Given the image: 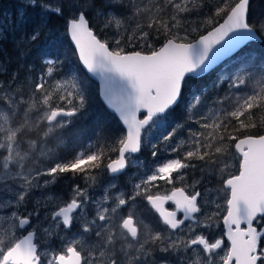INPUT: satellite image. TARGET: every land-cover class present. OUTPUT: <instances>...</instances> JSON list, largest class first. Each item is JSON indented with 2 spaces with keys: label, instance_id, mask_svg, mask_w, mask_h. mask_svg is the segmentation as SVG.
<instances>
[{
  "label": "snow or ice",
  "instance_id": "6c2138e0",
  "mask_svg": "<svg viewBox=\"0 0 264 264\" xmlns=\"http://www.w3.org/2000/svg\"><path fill=\"white\" fill-rule=\"evenodd\" d=\"M251 13V0L211 9L207 0H19L14 13H0V43L38 52L36 65L0 79V211L13 209L0 217L8 225L0 264H264V55L239 60L264 43V14ZM198 27L206 33L194 37ZM64 39L78 64L61 54ZM236 49L238 63L215 85L228 94L186 109L187 127H169L186 91ZM88 74L101 104L94 142L65 155L62 130L93 106ZM55 76L70 78L59 103L48 86ZM144 147L153 164L121 187L143 167ZM162 151L171 158L159 159ZM217 179L223 203L208 187ZM161 182L171 186L163 194ZM141 203L151 219L137 215Z\"/></svg>",
  "mask_w": 264,
  "mask_h": 264
},
{
  "label": "trees",
  "instance_id": "16d2710c",
  "mask_svg": "<svg viewBox=\"0 0 264 264\" xmlns=\"http://www.w3.org/2000/svg\"><path fill=\"white\" fill-rule=\"evenodd\" d=\"M262 2V4H264V0H260ZM210 9L214 8L217 3L219 2V0H207ZM256 0H252V4H251V11L253 10L254 6H255ZM16 6V4H14ZM220 23L223 22V20L219 21ZM199 23V20L197 19V22L193 25L194 27L197 26V24ZM128 27L131 28H135V23H130L127 25ZM58 27H60V25H58ZM201 33H206V29L203 27H198L197 32L193 33L194 37H198L199 34ZM111 35V33H109V36ZM7 51L3 52L5 55H7L6 58V62L2 61L3 63H5V65L7 66V63L11 62V55L10 54V47L6 46ZM147 50V49H145ZM61 54L68 58L69 60H72L75 64H78V61H76L75 56L73 55V49L71 48L70 44L68 43V41L66 39L63 40V47L60 49ZM14 54H16L15 50H14ZM24 55V60L23 63L24 65H36L37 61H38V52L37 50L33 51V50H25V52L23 53ZM261 55H264V43H255L252 44L251 47H247L246 51H244L242 53V55L239 57V60H244V59H251V60H256L258 57H260ZM10 58V59H8ZM235 61V63H238V59L237 57L229 60L228 62L224 63L223 65L219 66L215 71H213L212 73H210L209 75H207L206 77L199 79L195 82L194 86H191L185 93V98H184V103L181 104L180 109L177 110V112L173 113L170 117H169V123L170 124H175V123H179L184 125L186 123L185 120V115H186V109L188 111H190V108L187 107V105L195 100H201V103L204 105L206 103H211V100L213 97H218L221 93L222 97L225 96V94H228V89L227 87L223 88H217L216 85V81H217V77H221V76H227L229 75L230 71L233 69L232 67V63ZM237 61V62H236ZM20 63L17 62L15 63V71H17L18 69H20ZM12 66V65H11ZM37 71H39V68L37 67L36 69ZM25 75V71L23 69L20 70V77H24ZM61 76H55V79L58 80L60 79ZM89 85H90V89L93 95V106L90 109V111L87 114V120L86 123H88V125H85V123L81 122L77 125H75V123L71 126H69L67 128V130L65 131H71L72 129L75 130V137L73 138L72 141H70L69 146L71 147L72 151L69 152L68 154H71L72 152H74L75 150L82 148L86 145V143L92 141L94 142V138H95V134H94V125H93V114L96 113L97 111L100 110L101 108V104L99 101V98L95 96V89H96V84L89 79ZM49 86V85H48ZM49 90H50V86H49ZM217 91L216 94H214V91ZM61 96L60 94H53V100H57V97ZM221 98V97H220ZM57 103H59V101H56ZM76 119H74L75 121ZM109 124L113 127H119V125L115 122L110 120ZM64 132V131H62ZM264 134V133H262ZM64 140V145L63 147H67V139H63ZM64 154H67L66 150H62ZM130 177L127 178H122L125 179V185H128V187L131 186V182L128 181ZM135 177H132V180H134ZM131 180V181H132ZM161 188H160V192L164 193L165 191H168L167 189L170 187L169 186H164L161 182ZM178 185V184H177ZM56 191H59L58 194H64L66 192V189L63 185H57L55 187Z\"/></svg>",
  "mask_w": 264,
  "mask_h": 264
},
{
  "label": "rangeland",
  "instance_id": "374dc122",
  "mask_svg": "<svg viewBox=\"0 0 264 264\" xmlns=\"http://www.w3.org/2000/svg\"><path fill=\"white\" fill-rule=\"evenodd\" d=\"M3 1H4V3H3ZM14 4H16L17 6H15ZM18 7H19V0H13V2H11V0H0V13H4V12L14 13L17 10ZM262 14H264V4H262V2L260 0H256V3H255V6H254V8L252 10L251 15L253 17H255V16L259 17ZM5 46H9L10 47V54L9 55H11V57H10L11 58V62L7 63V66L5 65V63L2 62V61L6 62V58H7V55H5L3 53V52L7 51ZM14 50H15L16 54H14ZM25 50H33V48H28V49H25L23 47L16 48V47L13 46V44L11 42V39H9L6 42L0 43V65H2L6 69V72L4 74H0V79L7 81V80H9L11 78V75H12V73L15 70L16 60L19 63L20 62L23 63V60H24L23 59L24 58L23 53L25 52ZM10 58H8V59H10ZM22 63H20V65H24ZM235 65H236V63L234 61L232 63V67L234 68ZM230 73H231V71H230ZM230 73H229V75H230ZM21 79H22V77H21ZM48 85L50 86V90L49 91L51 92L52 95L53 94L65 95L66 94V89H65L64 86L65 85H70V78L66 77V76H61V78L58 79V80H56L55 78H51V79H49ZM225 87H223V89ZM252 87H259V85H256L255 82L253 81L249 85L250 89ZM216 92L217 91L215 90L214 94H216ZM219 94L220 95L218 96V98H220V97L223 98L221 93H219ZM55 101H58V100H55ZM189 104L191 105L190 111L198 112V111L204 110L210 103H206V104L203 105L201 103V100H195L193 104H191V102ZM86 120H87V114L82 116V117H80V118H77L71 125H73L74 123H75V125H77V124H79L81 122L85 123V125H88V123H86ZM71 125H69V126H71ZM171 125L172 124L169 123V127H171ZM184 127H187V123L184 124ZM67 128L62 130V131H64V132H62L63 133V139L64 138L67 139V142H68L67 147H63L62 146L59 149V151L62 154H64L62 150H66L67 154H65V155H68V153L72 151L71 147L69 146V143L75 137V130L72 129L71 131L67 132V131H65V130H67ZM158 135H159L158 130H154L153 134H152V139L154 140L156 138V136H158ZM177 137H179L180 139L186 138L185 133H184V131L182 129L177 132ZM0 140H3V133H0ZM171 143L172 144L177 143V138H173ZM4 154L5 153H4L3 149H0V156H3ZM138 158H139L140 161L143 162V167L140 166L139 164L137 166H134L130 170L129 175L124 176L123 178H127V177H130V178L135 177L136 178L138 175H140V174H142L144 172L146 167H149V166H151L153 164V158L151 156V151H150V148H148V147H144L143 154L141 156H138ZM167 158H171V156L168 153H164L162 151L159 159H167ZM2 163H3L2 160H0V165H2ZM229 163L238 166V162H237V159L235 157ZM24 164H25L26 168L35 167V162H33L31 159H26L24 161ZM231 171L235 172L236 168L233 167L231 169ZM100 182H101V184L103 186L106 187L108 180L104 176V177L100 178ZM176 183L179 184L180 182L177 181ZM208 187H211L213 189H220V190L223 189V186H222V184H220L218 179L215 181V183H213L211 185H208ZM201 189L203 190V188H201ZM54 192L56 194H58L59 191H56L54 189ZM40 195H41L40 193H36V197L37 198H40ZM65 198H67V197L65 196ZM29 209H31V204H29ZM12 210L13 209L9 208V209H5V210L0 211V217L6 218L10 214V212ZM7 228H8V225L5 223V220L4 219H0V239H6L7 238V236H6V229ZM13 231L15 232V235H17V236H25L27 234V232H28V229H26V230L13 229ZM50 246L51 247H55V248H59V242L56 241ZM43 247L44 246L41 245V248H43Z\"/></svg>",
  "mask_w": 264,
  "mask_h": 264
},
{
  "label": "flooded vegetation",
  "instance_id": "af4514ba",
  "mask_svg": "<svg viewBox=\"0 0 264 264\" xmlns=\"http://www.w3.org/2000/svg\"><path fill=\"white\" fill-rule=\"evenodd\" d=\"M11 2H13V0H11ZM3 3H4V1H3ZM17 6V5H16ZM63 38V37H62ZM6 47V46H5ZM9 47V46H8ZM28 49V48H27ZM33 50L35 51V50H37L36 48H33ZM107 180H109L110 178H107V177H105ZM131 180H132V178H129L128 179V181L129 182H131ZM125 179H121V181H120V185H121V187H123L124 185H125ZM215 181L216 180H214L211 184H213V183H215ZM180 184V183H179ZM211 184H209V185H211ZM131 187V186H130ZM129 187V188H130ZM170 188H171V186L167 189V190H170ZM201 191H203L202 189H200ZM161 194H163L162 192H160ZM224 195H225V193L222 191V190H220V192H219V194H218V199L220 200V202L221 203H223V198H224ZM169 209H174V205L173 204H171V203H169L168 205H166ZM138 209H139V211H138V213H137V215H143V216H146V217H148L149 219H151L152 218V215H151V213L150 212H148V210H147V208H146V205H144L143 203H141L139 206H138ZM180 215H182L181 213H178V216H180ZM222 216H223V210H221V218L218 220V226L216 227V228H214V229H212L211 231L213 232V234L214 235H216L217 237H219L224 231H225V226H224V224H223V222H222ZM242 227H243V225H242ZM226 243H227V241H226ZM157 255H160L159 253H157Z\"/></svg>",
  "mask_w": 264,
  "mask_h": 264
},
{
  "label": "water",
  "instance_id": "95a60500",
  "mask_svg": "<svg viewBox=\"0 0 264 264\" xmlns=\"http://www.w3.org/2000/svg\"><path fill=\"white\" fill-rule=\"evenodd\" d=\"M252 4V3H251ZM256 43H260V42H256ZM245 47V45H241V49H243ZM241 49H236L234 50L232 53H229L227 56H223L221 57V59L219 61H217V63L215 65L212 66V68H210L205 74H202V77H205L206 75L212 73L213 71H215L220 65L224 64L226 61L233 59L234 57H236L237 52H240ZM89 79L92 80L95 84H97V81L95 80V78H92L90 76V74H88ZM143 116V113H141V117ZM141 154V153H140ZM137 154V155H140ZM21 230H25V229H21Z\"/></svg>",
  "mask_w": 264,
  "mask_h": 264
},
{
  "label": "bare ground",
  "instance_id": "6f19581e",
  "mask_svg": "<svg viewBox=\"0 0 264 264\" xmlns=\"http://www.w3.org/2000/svg\"><path fill=\"white\" fill-rule=\"evenodd\" d=\"M251 3H252V0H251ZM208 75H209V74H208ZM206 76H207V75H206ZM206 76H205V77H206ZM202 78H204V77H202ZM202 78H200V79H202Z\"/></svg>",
  "mask_w": 264,
  "mask_h": 264
}]
</instances>
